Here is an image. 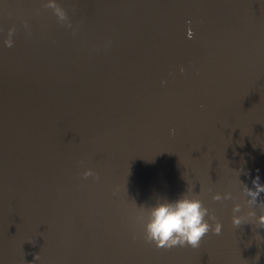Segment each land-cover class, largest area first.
I'll use <instances>...</instances> for the list:
<instances>
[{
	"label": "water",
	"instance_id": "1",
	"mask_svg": "<svg viewBox=\"0 0 264 264\" xmlns=\"http://www.w3.org/2000/svg\"><path fill=\"white\" fill-rule=\"evenodd\" d=\"M46 3L0 0V264H264V0H56L71 28ZM184 193L222 231L158 249Z\"/></svg>",
	"mask_w": 264,
	"mask_h": 264
},
{
	"label": "clouds",
	"instance_id": "2",
	"mask_svg": "<svg viewBox=\"0 0 264 264\" xmlns=\"http://www.w3.org/2000/svg\"><path fill=\"white\" fill-rule=\"evenodd\" d=\"M44 6L53 10L59 23L68 28L72 27L66 11L56 3V0H47ZM25 28H27V23H25ZM15 31L14 27L8 30V38L4 41V45L8 48L13 46L12 36ZM193 35V30L188 28L187 37L191 39ZM162 83L164 82L162 81ZM83 176L84 178L94 177L99 179L98 174L90 169L85 171ZM252 185L251 188L246 184L243 185V193L249 198L246 203L249 208L259 206L261 212L264 213V201L259 199L261 194L264 193V184L260 182V177L256 176L252 180ZM231 198V193H225L223 197L220 194L213 196L216 201ZM240 212L241 205L235 204L232 217V223L235 227L246 224L248 217H256L254 211H249L247 217L236 215ZM209 219L214 221V224H210ZM255 226L264 229V214L259 215ZM210 231L215 235H219L222 231L221 223L216 220L214 215L210 214L208 208L204 207L201 199L190 197L184 193L174 201L157 202L155 206L150 208L147 222L144 225V238L147 242L154 243L158 249H171L177 246L198 248L202 239ZM257 239L264 241V237L259 236V233H257ZM34 259H39V255H36ZM257 259H259V256H257Z\"/></svg>",
	"mask_w": 264,
	"mask_h": 264
}]
</instances>
